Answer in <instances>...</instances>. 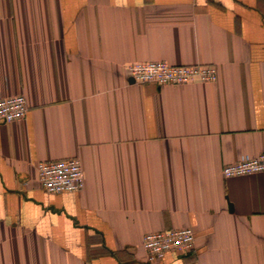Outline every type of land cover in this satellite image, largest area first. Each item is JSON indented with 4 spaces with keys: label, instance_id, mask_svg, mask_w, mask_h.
<instances>
[{
    "label": "crops",
    "instance_id": "obj_1",
    "mask_svg": "<svg viewBox=\"0 0 264 264\" xmlns=\"http://www.w3.org/2000/svg\"><path fill=\"white\" fill-rule=\"evenodd\" d=\"M212 64L213 82L138 84L127 66ZM0 264H264V0H0ZM75 157L81 192L35 163ZM194 248L149 263V232Z\"/></svg>",
    "mask_w": 264,
    "mask_h": 264
},
{
    "label": "built area",
    "instance_id": "obj_2",
    "mask_svg": "<svg viewBox=\"0 0 264 264\" xmlns=\"http://www.w3.org/2000/svg\"><path fill=\"white\" fill-rule=\"evenodd\" d=\"M128 78L138 84L154 83L158 86H178L195 82H213L217 69L212 64L172 66L164 61H142L127 66ZM27 112L23 95L0 97V125L24 119ZM35 170L42 188L48 193L81 192L84 175L81 161L71 157L36 162ZM264 172V152L243 156L223 167L224 177ZM192 227L149 232L142 238V247L149 263L160 262L168 255L179 256L194 248Z\"/></svg>",
    "mask_w": 264,
    "mask_h": 264
},
{
    "label": "water",
    "instance_id": "obj_3",
    "mask_svg": "<svg viewBox=\"0 0 264 264\" xmlns=\"http://www.w3.org/2000/svg\"><path fill=\"white\" fill-rule=\"evenodd\" d=\"M130 81H132V82H133V80H131V79H130Z\"/></svg>",
    "mask_w": 264,
    "mask_h": 264
}]
</instances>
